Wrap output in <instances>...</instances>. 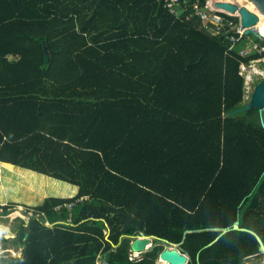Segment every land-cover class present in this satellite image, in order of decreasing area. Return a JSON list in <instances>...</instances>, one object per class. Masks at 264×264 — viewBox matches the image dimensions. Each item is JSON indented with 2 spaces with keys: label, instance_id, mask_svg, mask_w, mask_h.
<instances>
[{
  "label": "trees",
  "instance_id": "16d2710c",
  "mask_svg": "<svg viewBox=\"0 0 264 264\" xmlns=\"http://www.w3.org/2000/svg\"><path fill=\"white\" fill-rule=\"evenodd\" d=\"M170 2L0 0V218L32 212L0 264H158L163 244L131 258L142 234L188 264H264L232 229L264 240V124L232 114L264 53L207 30L206 0Z\"/></svg>",
  "mask_w": 264,
  "mask_h": 264
},
{
  "label": "water",
  "instance_id": "95a60500",
  "mask_svg": "<svg viewBox=\"0 0 264 264\" xmlns=\"http://www.w3.org/2000/svg\"><path fill=\"white\" fill-rule=\"evenodd\" d=\"M251 1L254 6L257 9V13L251 11L248 9V7L244 5H240L239 3L232 1V0H220L215 1L214 6L231 14L239 17V23L234 25L232 27L233 30H236V28L241 24L242 26L246 27V34L250 35H256L258 36L263 42H264V35H262L258 31H254L253 28L256 27L260 22V16H264V0H249ZM45 46V54H46V63L50 61V53L48 46L45 44V42H42ZM252 108H259L260 111V117L262 120V123L264 124L263 120V112H264V78H262L259 83L255 85L254 91L252 93L250 101L244 103V106L240 109H237L232 112V114L238 113V112H244L248 111ZM231 228H224L221 230L220 235L216 238L218 240L223 234L227 233ZM232 229L235 230H243L252 233L259 242V253L255 255L248 256L246 260L248 259H256L257 257L264 255V240L263 238L254 230L244 228L240 226L239 221H237ZM27 237V236H26ZM155 236H147V235H141L134 238V240L131 242V251L132 252H139V253H145L149 250L151 245H164V249L159 254V260H164L167 263L166 264H188L190 260V256L187 253H184L182 249L180 248L179 244L171 243L168 240L165 239H159V242L155 243V240H157ZM215 240V241H216ZM2 241V237H0V242ZM214 241V242H215ZM210 244H213L210 243Z\"/></svg>",
  "mask_w": 264,
  "mask_h": 264
},
{
  "label": "built area",
  "instance_id": "2783aa9c",
  "mask_svg": "<svg viewBox=\"0 0 264 264\" xmlns=\"http://www.w3.org/2000/svg\"><path fill=\"white\" fill-rule=\"evenodd\" d=\"M215 0H206L205 5H201L199 2L193 4L194 14L202 19L205 27L209 30L213 35L218 37H223L225 41H229L231 43L230 50L234 49V47L246 36V27L239 24L235 31L232 30V27L235 25L232 21H228L221 13L222 10L216 8L214 6ZM186 3L187 0H184ZM181 0H171L169 7L171 8L172 12H176L177 7ZM254 31H258V27L253 29ZM233 31V33L231 32ZM263 54L264 53V43L263 42H256L250 40L241 50L240 54L243 57H249L252 54ZM257 63H251L242 66L241 74L245 77V97L244 101L248 100L251 94L254 91V76L259 75L264 77L263 72L256 67ZM250 70V71H249ZM80 200H84L81 198ZM74 203H68L65 207L71 209ZM64 206H59V209H62ZM20 208V207H19ZM22 215L25 214V211L21 212ZM48 225L49 222L47 223ZM134 253V252H131ZM131 258L134 259L135 257L131 255ZM105 264V263H104Z\"/></svg>",
  "mask_w": 264,
  "mask_h": 264
},
{
  "label": "rangeland",
  "instance_id": "374dc122",
  "mask_svg": "<svg viewBox=\"0 0 264 264\" xmlns=\"http://www.w3.org/2000/svg\"><path fill=\"white\" fill-rule=\"evenodd\" d=\"M256 28V27H254ZM253 28V29H254ZM247 38V37H246ZM248 40H252V36L249 35ZM248 41V42H249ZM254 41V40H253ZM256 67H258L259 69H261L264 72V64H260L257 63L255 65ZM250 71V70H249ZM262 79V76L259 75H255L254 76V88L255 85ZM252 95V94H251ZM251 99V96L249 98V100ZM248 100V101H249ZM247 101H245L246 103ZM2 183L1 178H0V184ZM16 210L11 212L8 215H5L3 218H0V237H2V241L0 242V255H9V256H20L22 255V248L17 249L16 248V244L14 242L15 236L18 235V231L20 228V224H21V220L16 218L15 215H18L22 218H25L26 216H31L32 212H30L29 214H23L20 213L21 210L25 211V207H20V208H15ZM9 226V228H8ZM156 243V242H155ZM156 246V244L151 245L149 250L153 249ZM131 253V255H133L135 258L139 259L142 257L143 253H137L135 254ZM158 264H164L162 263L159 259H158Z\"/></svg>",
  "mask_w": 264,
  "mask_h": 264
},
{
  "label": "bare ground",
  "instance_id": "6f19581e",
  "mask_svg": "<svg viewBox=\"0 0 264 264\" xmlns=\"http://www.w3.org/2000/svg\"><path fill=\"white\" fill-rule=\"evenodd\" d=\"M215 1H220V0H215ZM232 1H235V2H237V3H239L240 5H244V6H246V7H248V9H250V5H248V4H251V5H253V8L251 7V9H254V10H251V11H253V12H256L257 13V9H256V7L254 6V4L251 2V1H249V0H232ZM260 22H259V24H258V32H260L262 35H264V16L262 15V16H260ZM8 228H9V226H8ZM138 252H136L135 254H137ZM161 262L162 263H164V264H166L167 262L166 261H164V260H161Z\"/></svg>",
  "mask_w": 264,
  "mask_h": 264
},
{
  "label": "crops",
  "instance_id": "0c3cea01",
  "mask_svg": "<svg viewBox=\"0 0 264 264\" xmlns=\"http://www.w3.org/2000/svg\"><path fill=\"white\" fill-rule=\"evenodd\" d=\"M1 166H2V164L0 163V167H1ZM10 170H11V169H10ZM13 171H14V170H11V172H13ZM19 173H20V172H17V171H16V173L13 172L11 175H12L13 178H17V176L19 175ZM4 186H5V184H2L3 191L5 192V190H4L5 187H4ZM86 198H88V197H86ZM7 201H8V199H7V196H6V194H5V198H4V200H3V201H0V203H4V204H5V203H7ZM19 207H22V206H19ZM142 235H145V234H142ZM139 236H141V235H139ZM147 236H149V235H147ZM135 237H137V236H135ZM135 237H134V238H135ZM134 238H133V240H134ZM133 240H132V241H133ZM131 252H132V251H131ZM101 263H102V264H104V263L106 264V261L104 260L103 255L99 256V258H98V264H101Z\"/></svg>",
  "mask_w": 264,
  "mask_h": 264
},
{
  "label": "clouds",
  "instance_id": "9594fccd",
  "mask_svg": "<svg viewBox=\"0 0 264 264\" xmlns=\"http://www.w3.org/2000/svg\"><path fill=\"white\" fill-rule=\"evenodd\" d=\"M215 2V1H214ZM213 2V3H214ZM217 8V7H216ZM219 9V8H218ZM221 10V9H220ZM222 13H224V14H227V15H229V16H235V15H231V14H229V13H227V12H225V11H223L222 10ZM236 25V24H235ZM258 26V25H257ZM233 30V29H232ZM233 31H235V30H233ZM251 35V34H250ZM247 38H249V36H246ZM248 43V42H247ZM261 70V69H260ZM262 71V70H261ZM263 72V71H262ZM263 74H264V72H263ZM262 78H264V77H262ZM259 83V82H258ZM252 96V95H251ZM249 100V99H248ZM248 100H247V102H248ZM250 101V100H249ZM244 103H245V101H244ZM48 223V222H47ZM16 237V236H15ZM21 256V255H20Z\"/></svg>",
  "mask_w": 264,
  "mask_h": 264
},
{
  "label": "flooded vegetation",
  "instance_id": "af4514ba",
  "mask_svg": "<svg viewBox=\"0 0 264 264\" xmlns=\"http://www.w3.org/2000/svg\"><path fill=\"white\" fill-rule=\"evenodd\" d=\"M248 5H250V9H251V7L253 8V5H251V4H248ZM251 10H254V9H251ZM247 101V100H246Z\"/></svg>",
  "mask_w": 264,
  "mask_h": 264
}]
</instances>
